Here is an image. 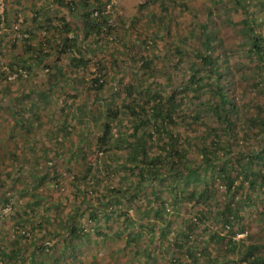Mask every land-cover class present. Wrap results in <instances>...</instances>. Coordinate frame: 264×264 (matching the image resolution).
<instances>
[{
    "label": "rangeland",
    "instance_id": "1",
    "mask_svg": "<svg viewBox=\"0 0 264 264\" xmlns=\"http://www.w3.org/2000/svg\"><path fill=\"white\" fill-rule=\"evenodd\" d=\"M232 3L235 1L111 0L105 6L114 30L98 43L84 38L78 32V22H72V31L67 36H78L86 51L87 63L78 67L72 64L66 51L57 55L48 50L46 56L38 59L33 56L34 48L47 49L50 41H57L65 33L60 30V16L75 18L76 11L69 14L67 7L56 0H2L0 252L17 246L21 256L0 259V264H236L238 261L246 264L239 259L244 246L250 244L259 245L258 253L264 255L263 206L255 202L253 208L250 204L242 211L241 229L232 237L234 249L209 240L210 254L201 256L196 251L197 259L191 261L175 245L181 241L177 234L185 231V222L195 225L190 245L197 242L203 246L200 241L212 232L229 238L215 213L207 214L203 221L197 220L203 204L182 199L176 203L171 199L169 185L173 180L185 190L200 183L194 186L197 181L192 176L188 183L167 175L155 184L159 208H164L160 218L154 212L155 206L151 207L157 205L155 185L146 180L142 187L134 186L138 178L129 170L132 166L129 142H124L126 146L123 142L113 146L119 135L123 138L132 131L135 122L130 115L120 109L118 118L109 120L113 134L111 149L98 142L105 121L110 119H106V109L130 100L124 86L132 85L135 101L142 102L149 92L167 97L188 80L192 75L188 65L197 59L195 53L201 46L199 32L203 24L205 33L215 34L216 43L221 45L212 50L218 63L227 64L240 78L230 85L234 102L240 107L234 123L235 135L229 138V147L221 144L224 150L216 151L233 161L237 155L230 149L236 144L244 150L264 146V132L245 126L248 114L259 118L256 106L264 104V91L257 93L246 83L255 76L260 60L249 53L242 20L247 17L244 12L247 8L255 18L253 31L264 35V0H245L247 7L235 5L237 10L230 9L228 13ZM142 57L151 60L150 69L143 68ZM99 64L105 65L106 72L102 89L96 90L92 79L99 76ZM18 69H25L28 77L9 79ZM2 71L9 73L5 76ZM193 88L188 91L193 102L188 110L198 112L210 97L207 86ZM187 90L188 87L186 93ZM186 103L181 99V110H187ZM209 111L201 110L199 124L191 125L176 118L173 127L175 135L179 134L180 146L195 157L190 160L194 166L201 161L195 145L200 142L208 145L214 133L209 128L223 127ZM146 128L154 130L150 125ZM223 129L222 134L227 136ZM249 130L257 132L259 142L251 140ZM147 144L152 145V151L165 154L155 130ZM196 172L203 178L206 176L201 167ZM236 183L247 184L243 178ZM215 185L213 212L228 196L224 185L219 181ZM71 222L82 228V237L73 241L72 247L66 244ZM33 239L35 243L27 246ZM39 244L45 248L36 250ZM176 258L178 261L173 262Z\"/></svg>",
    "mask_w": 264,
    "mask_h": 264
},
{
    "label": "trees",
    "instance_id": "2",
    "mask_svg": "<svg viewBox=\"0 0 264 264\" xmlns=\"http://www.w3.org/2000/svg\"><path fill=\"white\" fill-rule=\"evenodd\" d=\"M56 1L59 4L66 6L69 14L72 11H76V17L68 19L66 15L60 16V30L65 33L62 34L57 41H50L46 47L47 49L34 48L35 51L33 56L38 59L46 56L48 50H53L57 55L66 51L71 55L70 60L72 64L78 67H84V64L87 63L85 58L86 51L82 48L78 36L75 34L70 37L67 36L68 32L72 31V22H78V32L84 38H92L94 43H98V41L106 37L108 34H112L114 30L110 23V12L105 6L111 0ZM234 1L235 3L230 4L231 8H228V13L230 12V9L237 10L235 5L245 4V0ZM242 6H246V4ZM246 9L244 12L247 17L242 20L245 21L243 28L246 33L248 44H250L249 53L253 56H257L258 60H260V67H258L259 69L255 76L251 77V82L246 83L249 85V88L252 87V89H255V91L259 93L264 91V35H262L260 31H253L252 27L255 18L254 16L249 15V12H247ZM4 14L6 15V10H4ZM47 27L46 29L49 30V27ZM200 30L199 41L201 46L195 53L197 59L188 65V68H191L192 70V75L189 76L188 80L181 84V87L171 90L167 97H163L155 92H149L147 93V95L149 94L147 97L142 98V102L135 101L136 98L133 96L132 85L124 86L130 100L122 102L118 107H108L106 109V119H110L105 121L102 134L98 138L100 146L102 145V147L104 146L109 149L112 148L113 144V146H118V144H122V142L123 144L125 141L129 142L128 145L131 148L129 159L132 162V166L129 167V170L132 175H137L138 179L135 181L134 185L137 188L142 187V183L146 180H149L152 185H155L159 183V181H163L167 175H171L173 179L180 177L188 183H190L189 180L191 181L189 177L192 176L193 181H197V183L195 182L193 184L194 186L198 184V182L200 183L198 187L196 186L193 189L185 190L183 189L184 187H178V185H175V180H173L169 185L171 188V199H174L176 203L182 199L195 200L196 202L203 204L204 207L202 210L198 211L199 217H197V220L203 221V218L206 217L207 214L215 213L221 221L223 229H227L229 238L226 239V236H220L217 233L212 232L205 237L203 241H200L203 246H199L197 242H195V245H190L189 239L195 225L193 226L192 224H189L188 221L185 222V231L177 234L181 241L175 243V245L181 250V252L187 254V257H189L191 261L197 259L195 254L196 251H199V255L201 256L210 254L209 248L207 247L209 245V240H217L218 242L226 243L229 245L227 249H234L235 243L233 242L234 240H232V237L235 236L238 229H241V222L243 219L242 211L247 205L252 204L251 207L253 208L255 202L262 204V215L264 217V146H258L256 149L248 148L244 150L242 145L236 144L230 149L233 153L236 152L237 155L233 161L230 160L227 155L218 154L216 151L219 148L223 149V147L220 146L221 144L229 147V138H232L235 135L234 123L240 107L234 102V93L232 92L230 85L233 81L240 78L236 77L234 71L232 72V69L229 68L227 64H219L217 57L214 56L212 50L221 46L218 42L216 43V35L213 33L210 35L209 32L205 33L206 29H204L203 24L200 26ZM82 36L80 38H82ZM135 47L137 49V46ZM150 62V59H144V57H142L143 68L147 70L150 69ZM22 70L27 74L25 69ZM98 72L99 76L92 79V87L96 90L102 89L104 85L106 72L105 65L99 64ZM1 73L6 76L7 72L5 73L2 71ZM18 77L22 78V75L19 74ZM203 86H207V93L210 98L203 103L202 108L199 109L198 112L188 110L191 109V105L193 104L191 101L192 97L188 95L189 89L191 88L194 90L193 87H195V89H202ZM187 87L188 90L186 93ZM181 93L182 96H180ZM195 97L198 98L196 95ZM181 99L182 101H184V99L187 101L185 106L187 110H181ZM8 101L10 103V99H8ZM198 102L201 104V101ZM120 109L126 111L130 115L131 120L135 123L133 124L130 134L123 138L119 135L116 138V142L112 144L110 141L113 138L112 125L109 123V120L117 119ZM203 109H209V112L215 115L217 119L223 123L227 136L222 134V130H224L223 127L209 128V130H212L214 133L209 138L208 145L205 143L202 144L203 142L195 145V148L199 150L201 155V161L198 166H194L190 160L195 159V157L191 152L180 146V142L178 141L179 134L175 135L173 127L176 126V118L191 125L201 123L200 121L202 117L200 113ZM256 110L260 111L259 118L255 119L251 114H248L250 117L246 120L245 126H247L248 129L260 128V133H262L264 132V104L260 106L257 105ZM148 125L153 127L157 133V140L164 145L162 150H164L165 154L152 151V145L147 144V142L151 140L154 132V130L146 128ZM249 131L252 134L250 137L251 140L259 142V136L256 134L257 132L255 130ZM124 146H126V144H124ZM199 167H201L202 171L206 173L204 178L196 172ZM199 176L202 177V179ZM239 178L245 179L247 184L236 183ZM216 181H219L224 185L225 193L228 196L221 207L218 208L216 212H213L212 194L216 187ZM153 189L157 205H151V207L155 206L154 212L160 218H163L161 213L164 208H159V195L156 193L158 188L155 185ZM117 193L119 192L117 191ZM237 196H239V198H236ZM9 200L10 199L8 198L6 201L9 202ZM21 224H19L20 227H23ZM81 230V226L73 222L70 225V229H68L69 235L66 244L68 245L69 243L72 247L73 241L82 237ZM17 238L18 237H16V239ZM12 241V244H14L15 240ZM128 241H126L125 246H128L132 240L130 239ZM26 243L27 242L25 241V244ZM30 243H35L34 239L26 245L28 246ZM63 245H65V243ZM44 248L45 245L39 244L36 246V250L38 251L43 250ZM10 249V251L2 250L0 252V259L4 260L7 257L13 256L19 258L21 256L20 247L12 246ZM258 250L259 245L257 244L244 246L239 260L246 264H264V255L259 254ZM2 255H5L4 258H2ZM176 260L177 258L174 259L173 262Z\"/></svg>",
    "mask_w": 264,
    "mask_h": 264
},
{
    "label": "built area",
    "instance_id": "3",
    "mask_svg": "<svg viewBox=\"0 0 264 264\" xmlns=\"http://www.w3.org/2000/svg\"><path fill=\"white\" fill-rule=\"evenodd\" d=\"M0 5H2V0H0ZM6 70L8 71V68H6ZM17 71L18 72H16L15 74H10L8 76V78L11 79V80H14V79H16V77H18L19 74H21L24 77H27V74H26V72L24 70L18 69Z\"/></svg>",
    "mask_w": 264,
    "mask_h": 264
}]
</instances>
